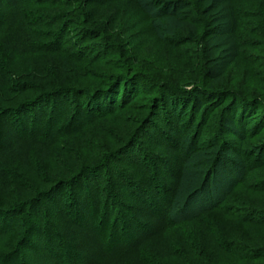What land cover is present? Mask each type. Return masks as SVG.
Returning a JSON list of instances; mask_svg holds the SVG:
<instances>
[{
  "label": "trees",
  "instance_id": "trees-1",
  "mask_svg": "<svg viewBox=\"0 0 264 264\" xmlns=\"http://www.w3.org/2000/svg\"><path fill=\"white\" fill-rule=\"evenodd\" d=\"M0 41V264L264 261L263 239L242 237L253 253L237 236L264 231V0H0ZM169 64L187 67L181 79ZM219 111L238 143L224 126L204 143ZM213 146L235 180L204 179L185 200L190 165ZM162 149L179 160L169 181ZM39 159L50 182L30 188ZM209 218L225 224L212 232ZM81 223L91 234L77 243Z\"/></svg>",
  "mask_w": 264,
  "mask_h": 264
},
{
  "label": "rangeland",
  "instance_id": "rangeland-1",
  "mask_svg": "<svg viewBox=\"0 0 264 264\" xmlns=\"http://www.w3.org/2000/svg\"><path fill=\"white\" fill-rule=\"evenodd\" d=\"M151 11H152V13H154V12L157 13L158 12L157 9L151 10ZM76 23H77V21H76ZM58 27H59V29H61V25H58ZM163 27H165V26H163ZM171 31L172 30H170V32ZM216 40H218L216 42V44H218V46H223V45H221L220 42H225L224 39H223V41H220L219 38H217ZM95 42H100V41H95ZM0 48H1V41H0ZM218 48L219 49H222L221 47H218ZM193 49L196 50L195 48H193ZM154 56H156L155 53L152 54V57H154ZM190 57H192V55H190ZM163 59H164V57L162 58V62L166 61L165 59L164 60ZM0 62H1V56H0ZM183 63H185V62H183ZM218 64H220V63H218ZM229 66H231V64ZM175 67H178L180 69V71L178 72V74H176V73H173V74L177 75L176 76V79H181V75H183L186 72V69H187V67H185L184 65H181V64L178 65V66L177 65H173V66L170 65V66L166 67L167 70H164V71H167V72H172L173 71L174 72L173 68H175ZM229 68L231 70V67H229ZM229 68H228V70L226 72V74H228V75H229ZM231 71L233 73V75H231V76L234 79L236 78L235 80H236L237 86L239 88H242L244 90L247 89V87L251 85L250 84V81H252L253 84L251 85V87H253V89H258V85H257L256 81H254V78H255L254 76L252 77V80H251V78H249L250 75L249 74L246 75L247 73H245L244 71H242V73L241 72L239 73L240 76L237 78V76L235 75V74H237V72H234L233 70H231ZM166 74H169V73H166ZM246 76H248V77L246 78ZM218 113H220V111L214 113V115L216 116V117L214 116L215 118L212 117V115H213L212 113H210V115H211L212 118L205 115V121L203 122V126H204L203 129L206 131V130H208L209 127L210 128L212 127V128L215 129V132L214 133H211L212 135H210L209 138L204 137V139H203L204 143L205 142H212L213 143V141H214L215 142L214 144H216L217 142H219L220 141L219 139H221V138L220 137H216V135L214 136V134L216 132H218L217 131L218 129H219V131H221L222 128H223V126L225 128V131H227V132H224L225 133V136L224 137L227 138L228 141L233 142V143L234 142L238 143L239 141H241V140H239L238 137L236 138V137L232 136L234 133H231V131L241 133L240 132V129H238V126L235 125L234 120L231 118L232 116L231 117L230 116L229 117H226L224 119V122L222 123V119L221 118L219 119L217 117L218 116ZM200 115L197 118V122L200 119ZM125 117H127V118L129 117L127 113L123 115V118L122 119L125 120ZM183 123H186V117H185V120L183 121ZM242 136H241V138H243ZM141 141L144 143L145 147L148 148V150H150L151 153L157 154L156 153L157 152V149H155L153 147V142L151 144H149V141L150 140L148 141L147 138H142ZM220 148L221 147L218 148L216 146H213L212 148L207 149L202 155H200L199 157H197V159L193 162L194 163L193 166H191L192 164L190 165V169H188L189 171H187V174H186L185 179H184V183L181 184V188H180V194H181V196L183 195L182 198H184L186 200V198L188 197V195L189 196L190 195L192 196L194 194V191L193 190L196 187L197 183H198V185L199 184H202V182H203L204 179L205 180L207 179V181L209 180L208 182H210L212 184H214V183L217 184L219 182L220 183L221 182L222 183L224 182V183L228 184L230 182V180H235V176H233V174H231L232 171L229 170V168L226 165V160H224V158L222 156L220 157V155L222 154V151L220 153H218V151L220 150ZM89 149L94 150L95 148L90 147ZM101 149H103V148L101 147ZM232 152L233 151H231V153ZM223 154L226 157L225 154H227V152H225V153L223 152ZM160 155H161L162 160H165L164 163L167 164V165H169L172 168L170 169L169 166H167V165L164 164L163 166H161V168L159 169V172L158 173L160 174L161 177H163V179H166L167 181H169V179L171 178V171L175 169V168H173V165L171 163L174 162L173 161L174 159L178 160L177 159L178 156L174 152H170L169 150H166L165 151L163 149L160 151ZM163 156L166 157V159H164ZM198 158L200 160H198ZM233 158H234L233 160L235 162H238L239 161V159L237 157H233ZM80 159L82 160L83 157H81ZM178 161H177V163H178ZM214 161H216L217 164H216V167L215 168H212V164H213ZM33 164H34V167L31 166V168L29 169V173H24L23 182H25V181L28 182L30 180V183H29V187L30 188H32L31 187L32 185H33V188H38L39 184L40 185L41 184H44V186H45L50 181L49 180H44L43 183H41V181L43 179V175L45 174L44 169L41 168V166H42L41 160L39 159V160H37ZM151 173H153V172H151ZM187 183H189V184L187 185ZM170 186H171V184H170ZM4 195H2V196H4ZM188 199L191 202L190 204H192L194 207H201V206H203V203L204 202H202V200H203L202 199V196L196 195L195 197H193V198L190 197ZM226 219H229V223H230L231 220L232 221L234 220L232 218H225V221H226ZM223 221H224V218H209V222L206 223V225H208L212 229V232H213V230L216 231V230H218L219 226H222V225L225 224V222L223 224ZM130 222H133L135 224V222L133 220H131V218H130ZM251 227H252V229L250 227L249 228L246 227L245 229H242L241 228L242 231H239V233H238L239 235H237V236H239V243L242 244L241 246H243V248H245V249L248 248V249L252 250V252L254 253V249H251L249 247V246H251V244H249V242L246 243L245 241L243 243L242 242L243 241L242 237H245L246 238L248 235L251 234L250 236L256 241V243L254 244V246L256 247L255 249H257L260 244H263V242H260V241H261V239L264 240V231L259 226H257V225H253V226L251 225ZM75 229H76V231H74L75 233H73V235L78 234L77 243H79L81 241V239L83 240V239L89 237V235L91 234V228L88 227V225L87 226H84L83 223H81L80 225H77V228H75ZM185 230H187V232H188V231H190V228L189 227H187V228L186 227H183L182 231L185 232ZM260 233H261V235H260ZM177 237H178V239L179 238H182L181 237V233L179 231H178ZM221 237H223V236L221 235ZM249 240L251 242V239L250 238H249ZM233 241L234 240H231L230 242L233 243ZM225 242H227V246H228L229 245V242L228 241H225ZM236 243H238V242H236ZM78 247L80 248L81 247V244ZM234 248H236V247H233V248L232 247H228L227 248L230 257L231 256H234V255H232V254H234V252H233ZM0 250H1L0 252H6V251H4L5 250L4 248H2ZM260 252H262V251H260ZM159 257H160V254H159ZM94 258H95V256H93L91 260H93ZM159 259H160L159 264L166 263L164 261L161 262V258H159ZM221 259H222V255H220V260ZM221 264H224V263H221ZM238 264H240V263H238ZM254 264H264V261L261 260V259H257L256 262H254Z\"/></svg>",
  "mask_w": 264,
  "mask_h": 264
}]
</instances>
